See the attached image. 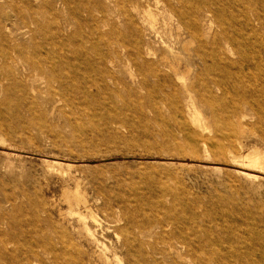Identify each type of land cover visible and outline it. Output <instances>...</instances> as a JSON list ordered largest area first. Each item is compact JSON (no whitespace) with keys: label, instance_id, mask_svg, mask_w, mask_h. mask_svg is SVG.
Wrapping results in <instances>:
<instances>
[{"label":"rangeland","instance_id":"374dc122","mask_svg":"<svg viewBox=\"0 0 264 264\" xmlns=\"http://www.w3.org/2000/svg\"><path fill=\"white\" fill-rule=\"evenodd\" d=\"M159 1L157 9L147 0H0V264H98L128 233L141 264H264V170L242 158L254 146L264 151V0ZM182 5L209 42L234 41L232 56H220L225 64L241 61L224 78L230 93L210 83L222 102L200 112L210 120L204 136L229 132L223 154L214 141L206 148L186 118L153 107L157 79L144 85L140 76L148 51L185 54L178 26L187 46L198 47L175 14ZM220 62H208L217 79ZM52 67L66 78L58 104L37 94ZM65 189L145 213L119 219L95 208L90 240ZM32 252L56 260L38 262ZM110 259L127 262L120 249Z\"/></svg>","mask_w":264,"mask_h":264},{"label":"bare ground","instance_id":"6f19581e","mask_svg":"<svg viewBox=\"0 0 264 264\" xmlns=\"http://www.w3.org/2000/svg\"><path fill=\"white\" fill-rule=\"evenodd\" d=\"M147 1L148 2L154 1V5L157 9L162 5V3L160 5L159 0L158 1L147 0ZM178 3L184 4L186 3V1L178 0ZM189 4H191L189 8L194 7L192 3ZM167 5L171 7V0H167ZM182 7H183L182 9L181 8L174 9V11L176 12L175 14H177L180 19L183 16L184 18H186V20L182 22L184 26L183 29L186 31V34L188 35L189 39L193 38L196 40L198 47L196 49L191 50V48L187 46L186 40L184 38L181 39L180 26H178L177 28L178 32L175 36H177L178 43L183 45L185 54L181 55L179 54V52H173L170 46H168V49L165 52L159 54L157 52L148 51L146 54H147V58H149L150 61L147 63V67L146 69H144V72H141L144 73V75L141 74L140 76L144 77L143 80L144 85L147 84L148 77L157 79L156 85L153 86L155 89L161 91L162 95L161 98L155 101L153 100L151 102V105L153 107H155L157 104L160 105L162 104L164 106L169 107L173 111V113L179 114L183 118H186L185 122H183L184 126H187L188 130L193 132V134L195 132L196 133L195 136H200L201 141L204 143V146L206 148H208L207 145L208 141L210 145L214 141L215 143H217L216 153L223 154L224 142L226 139H228L229 132H222L221 128L219 129L216 128L213 135L214 137L207 138V136H204L209 132L208 124L210 125V120L208 117L202 116L200 112L201 109L206 106L214 105L222 102L221 98L219 99V97H216L214 95V91L211 89L213 87H210L211 86L210 83H212L215 87H219L220 89L223 90L224 94L222 97H224L226 93H230V89L224 88L225 87L224 80L227 77L232 76V74L229 73V69L232 66L237 65L238 63L240 64L241 61L236 62L231 60L229 65L225 64L222 61V58H220V56L221 54L222 55H228L229 53L230 55L232 54V51H234L233 50L234 48L232 47L234 41L231 38H226L221 41L217 40L216 38V39H212L209 42V37L206 36V33L201 32V29L196 26L195 18L192 15V13L189 12V8L184 9L183 5ZM148 8H150V6H148ZM137 11L138 10L136 11L133 10V12H137ZM144 14L148 15L149 23L151 24V27H154L155 25L153 24H156L157 21L156 14L153 13L150 9L148 10L146 9ZM202 21L203 20H200V22ZM218 60H220L221 61L220 63H222L223 65L220 71V74L223 73V76L222 78L219 79L214 77L213 74L214 69L212 68L213 66L208 65L209 61H211L214 65H216ZM193 66L197 68L196 70L192 71ZM199 66L202 67L201 70ZM41 67L43 66H37L36 70ZM227 73H229V75ZM63 75L64 73L57 71L55 67L50 68L49 73H47L43 78L44 81L41 82L43 87L39 88L37 94H39L40 96L45 95L47 100H50L52 102H57L59 95L57 88L58 87L63 88V80L66 79V78L63 79L61 78V76ZM67 75L68 74H66V76ZM55 84L57 85L56 88H55ZM168 89L170 90V93ZM171 94L172 95L174 94V96L172 97ZM235 106L237 107V105ZM212 116L213 117L216 116L214 111ZM234 120H236L238 131H240L241 133L242 120L239 119V117L235 118ZM229 129L230 128L228 127V130ZM216 134L217 136L220 137V140H217ZM242 158L248 163V165H250L252 171L259 172L264 170L263 150L254 146V148H252L248 153H243ZM55 166L58 168L57 171L63 173L62 163H60L59 161H55L53 162V167ZM70 167L71 165L67 166V168ZM244 174L247 176H254V177L256 176L250 173L249 174L244 173ZM63 194H64L65 202H67L70 214H73L78 219V221L84 225V230L87 233V236L90 240H95V235L94 232L91 230V228L86 225V222L87 219L93 220L95 224L98 222L99 216L96 214L95 208L97 209L98 212L101 213V215L118 216V217L122 216L128 219H132L137 213L140 212L145 213L144 209L142 208L139 209L137 207H135L132 211H130L128 208L125 210L117 209V211H115L112 205H107L106 203L99 205L95 202H92L85 194L81 193L78 189L77 190L65 189L63 191ZM120 227L121 226H119V228ZM126 229L127 228L121 227L120 231L123 232ZM127 231H129V229H127ZM138 237L136 236V238ZM119 240H120V247L112 248L110 256L107 254L105 250H103L102 255H99L97 259L99 262L98 264H111L110 258L113 259L117 258L119 254V249L121 251H124L125 253L126 261H127L126 264H141V261H139L137 255L134 254V247H135L134 245L136 240L135 239L133 240V237H131L129 233L127 235L123 234V237L121 239H118V241ZM175 250L178 251V248L170 245L168 246V248H165V251H168L169 253ZM141 252H142L141 250L138 251L139 255H141ZM49 254L53 256L54 259L53 262H55L56 256L54 254L47 252H44V254H40V252H34V253L32 252L33 257L36 258L38 262L42 261L43 258L42 255L45 256ZM177 255L181 260L183 257L182 253H179L178 251ZM30 262L31 260L28 259L25 263L29 264Z\"/></svg>","mask_w":264,"mask_h":264}]
</instances>
